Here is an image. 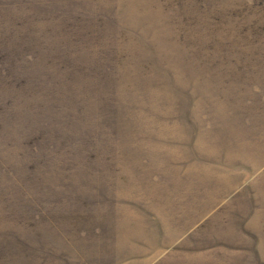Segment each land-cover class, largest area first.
<instances>
[{
	"label": "rangeland",
	"instance_id": "rangeland-1",
	"mask_svg": "<svg viewBox=\"0 0 264 264\" xmlns=\"http://www.w3.org/2000/svg\"><path fill=\"white\" fill-rule=\"evenodd\" d=\"M0 264H264V0H0Z\"/></svg>",
	"mask_w": 264,
	"mask_h": 264
}]
</instances>
